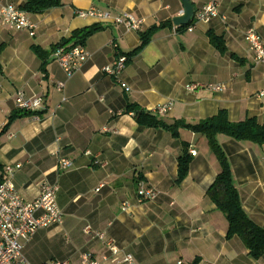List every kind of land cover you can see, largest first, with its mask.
<instances>
[{
  "label": "crops",
  "instance_id": "crops-1",
  "mask_svg": "<svg viewBox=\"0 0 264 264\" xmlns=\"http://www.w3.org/2000/svg\"><path fill=\"white\" fill-rule=\"evenodd\" d=\"M190 1L196 14L215 1L219 14L195 23L192 32H179L173 21L184 12L181 0H61L60 7L28 14L36 25L33 37L0 24V178L7 166L21 165L12 181L26 202L38 198L43 183L58 184L63 214L62 224L39 229L26 244L29 263L79 264L89 253L100 264H129L122 262L127 255L131 264H264V257L255 260L238 237L227 238L228 221L207 196L221 171L207 139L186 129L175 138L167 130L142 127L134 114L125 113L137 105L155 115L157 107L172 102V110L159 117L166 124L195 125L222 110L233 123L264 122V98L257 97L264 90V64L246 40L255 30L264 46V0ZM7 3L22 9L26 0ZM91 8L113 16L129 13L143 26L134 32L103 25L84 45L90 59L71 78L53 55L43 68L33 48L50 51L75 31L98 24L77 16ZM168 23L131 55L141 33ZM209 32L224 39L225 55L211 45ZM120 56L128 58L121 76L128 89L103 72ZM58 83L65 85L62 92ZM191 84L225 90L191 92L186 89ZM18 93L43 99L45 110L11 121L20 111ZM217 140L245 213L264 229V146L223 135ZM184 145L197 155L178 184ZM60 158L71 160L73 168L59 173ZM141 185L154 190L157 199L141 202ZM96 234L113 241L118 253Z\"/></svg>",
  "mask_w": 264,
  "mask_h": 264
},
{
  "label": "built area",
  "instance_id": "built-area-1",
  "mask_svg": "<svg viewBox=\"0 0 264 264\" xmlns=\"http://www.w3.org/2000/svg\"><path fill=\"white\" fill-rule=\"evenodd\" d=\"M0 6L1 25L8 27L12 31H27L32 37L35 36L36 25L31 22L27 12L12 3L4 4V0H0ZM218 14V4L213 1L195 15L193 22H208L218 16ZM77 16L81 19L93 20L101 25L113 24L123 26L126 30L134 32H139L143 26L142 20L135 18L129 13L113 16L109 11L91 8L89 10L77 11ZM188 31L192 32L193 26ZM246 40L250 45V49L255 53L257 62L264 64V46L258 33L255 30H250L246 35ZM113 46L116 47L115 45ZM90 57V53L81 45L73 48H61L52 56L69 78L79 72ZM127 63L128 58L126 56H120L113 66H107L103 70L106 76L113 78L124 89H128V87L122 82L121 76ZM64 87L65 85L63 83H58L56 86L60 92L64 90ZM204 88L214 92L225 90V86L215 84H209L207 86L191 84L186 87L191 92ZM257 97L264 98V90L258 93ZM64 102H66V99ZM16 107L20 111L33 114H39L45 110L43 99H27L23 93H18ZM172 108L173 104L169 102L157 107L154 113L162 118ZM190 154L192 157H195L197 152L192 150ZM94 164L102 166V163L98 160ZM73 166L74 164L71 160L60 158L58 172H68ZM20 168L21 165L16 166V168L7 166L4 170L3 177L0 178V264H31L24 255L26 244L33 240L39 229L63 223V214L57 203L58 184L43 183L38 198L33 202H26L16 190L12 181L15 171ZM137 195L141 202H153L157 199V193L143 185L140 186ZM128 209L129 205L125 203L122 210L127 211ZM85 232L86 234L91 233L89 228ZM96 236L109 247L113 254L116 255L118 253V249L113 241L106 239L103 234H96ZM122 262L131 264L133 258L127 255ZM49 264L66 263L52 262ZM79 264L100 263L91 254L85 253L81 256Z\"/></svg>",
  "mask_w": 264,
  "mask_h": 264
},
{
  "label": "trees",
  "instance_id": "trees-1",
  "mask_svg": "<svg viewBox=\"0 0 264 264\" xmlns=\"http://www.w3.org/2000/svg\"><path fill=\"white\" fill-rule=\"evenodd\" d=\"M61 0H26L23 10L28 14H43L46 11L60 7ZM191 22L188 26L179 27L177 31L183 32L194 26ZM171 23L162 24L151 28L146 33H141V44L131 55L140 53L150 42L152 37L160 30L170 26ZM104 30L101 24L75 31L72 37L62 41L52 47L50 51H44L39 47H34L35 54L43 61V68L47 60L61 48H73L84 46L89 38ZM211 45L222 55L227 53V47L222 37L212 32L208 34ZM1 51V48H0ZM234 57V56H233ZM236 59V57H234ZM127 114H134L137 123L146 128L164 129L172 133L177 138L180 129L189 130L195 134L205 137L215 154L221 171L214 184L209 188L207 196L228 221L229 229L227 238L238 237L250 255L255 260L264 257V229L257 226L245 213L240 195L233 181V174L229 160L221 148L217 138L220 135L231 138L237 142L251 143L257 146H264V122L259 123L255 118L247 119L243 122L233 123L229 120L225 110L220 111L216 116L191 125L184 121H176L173 124H166L157 115L142 110L137 105H129L125 111ZM30 112L18 111L11 116V121L22 116L32 115ZM193 157L187 145H184L182 156L178 159V179L181 184L188 176Z\"/></svg>",
  "mask_w": 264,
  "mask_h": 264
},
{
  "label": "water",
  "instance_id": "water-1",
  "mask_svg": "<svg viewBox=\"0 0 264 264\" xmlns=\"http://www.w3.org/2000/svg\"><path fill=\"white\" fill-rule=\"evenodd\" d=\"M184 12L180 17L174 19V25L176 27H185L188 26L193 20L196 15L195 8L190 0H181Z\"/></svg>",
  "mask_w": 264,
  "mask_h": 264
}]
</instances>
